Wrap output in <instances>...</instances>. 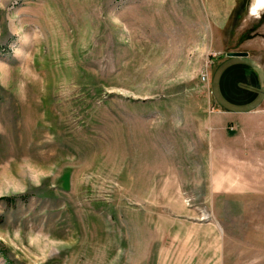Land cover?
Masks as SVG:
<instances>
[{
	"label": "rangeland",
	"instance_id": "1",
	"mask_svg": "<svg viewBox=\"0 0 264 264\" xmlns=\"http://www.w3.org/2000/svg\"><path fill=\"white\" fill-rule=\"evenodd\" d=\"M223 1L0 0V264H264V190L206 180L214 60L264 73Z\"/></svg>",
	"mask_w": 264,
	"mask_h": 264
},
{
	"label": "crops",
	"instance_id": "2",
	"mask_svg": "<svg viewBox=\"0 0 264 264\" xmlns=\"http://www.w3.org/2000/svg\"><path fill=\"white\" fill-rule=\"evenodd\" d=\"M234 4L235 0H224L218 10L208 5L211 18L224 22ZM236 49L245 48L227 50ZM227 50L214 60V70L210 68L214 110L205 140L207 185L220 199L256 193L250 192L252 185L264 190V73L249 51L226 55ZM248 124L256 129H248Z\"/></svg>",
	"mask_w": 264,
	"mask_h": 264
},
{
	"label": "water",
	"instance_id": "3",
	"mask_svg": "<svg viewBox=\"0 0 264 264\" xmlns=\"http://www.w3.org/2000/svg\"><path fill=\"white\" fill-rule=\"evenodd\" d=\"M226 55H247L248 51L243 49H236V50H227L225 52Z\"/></svg>",
	"mask_w": 264,
	"mask_h": 264
},
{
	"label": "bare ground",
	"instance_id": "4",
	"mask_svg": "<svg viewBox=\"0 0 264 264\" xmlns=\"http://www.w3.org/2000/svg\"><path fill=\"white\" fill-rule=\"evenodd\" d=\"M258 4L260 5L261 3L264 2V0H257Z\"/></svg>",
	"mask_w": 264,
	"mask_h": 264
},
{
	"label": "built area",
	"instance_id": "5",
	"mask_svg": "<svg viewBox=\"0 0 264 264\" xmlns=\"http://www.w3.org/2000/svg\"><path fill=\"white\" fill-rule=\"evenodd\" d=\"M202 77L206 78V74H203Z\"/></svg>",
	"mask_w": 264,
	"mask_h": 264
}]
</instances>
